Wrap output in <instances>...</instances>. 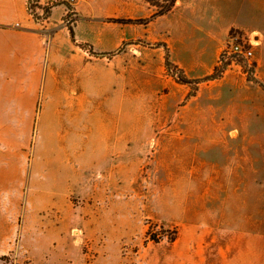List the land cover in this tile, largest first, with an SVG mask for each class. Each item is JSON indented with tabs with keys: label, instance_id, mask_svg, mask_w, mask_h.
<instances>
[{
	"label": "crops",
	"instance_id": "1",
	"mask_svg": "<svg viewBox=\"0 0 264 264\" xmlns=\"http://www.w3.org/2000/svg\"><path fill=\"white\" fill-rule=\"evenodd\" d=\"M29 1L0 0V245L20 235L29 211H62L67 198L101 194L111 198L93 201L112 212L113 197L124 194L142 200L143 208L133 203L125 211L132 227L136 220L142 226L134 235L140 264H264V144L230 140H243L246 125L235 119L243 117L242 99L225 93L264 90L229 68L185 102L190 87L167 75L164 47L90 56L73 43L65 6L37 22ZM108 1V14L82 11L74 1L76 38L97 52L139 39L163 43L189 78L201 79L239 30L255 41L256 76L264 83V0H177L148 26L106 22L150 17L156 8L145 0ZM140 6L146 15L136 13ZM84 21L93 37L82 35ZM144 194L157 206L145 217L177 230L175 241L158 243L155 252L152 243L144 248Z\"/></svg>",
	"mask_w": 264,
	"mask_h": 264
},
{
	"label": "rangeland",
	"instance_id": "2",
	"mask_svg": "<svg viewBox=\"0 0 264 264\" xmlns=\"http://www.w3.org/2000/svg\"><path fill=\"white\" fill-rule=\"evenodd\" d=\"M56 1L59 0H47L48 3L45 6ZM77 6L82 11L93 6L100 9L102 14L111 13V4L108 0H77ZM34 9L37 14H44L42 9ZM136 13L146 15L148 10L140 6ZM60 14V11L55 13L53 22H59ZM163 23L164 21H160L152 26L150 37L157 35V29ZM104 24L100 25V28L112 34L114 31L112 27L107 23ZM80 29L84 37H93L86 21L82 23ZM240 61L231 64L228 69L236 68L244 73ZM256 88L225 90V93L242 99L239 109L243 117L236 115L235 119L240 124L244 122L246 128L243 140L230 139L234 144H264V113L258 108L264 105V95ZM194 140L186 139L187 142ZM85 197L92 199L87 201L84 200ZM110 198V195L106 198V195L101 194H84L81 198H67L66 202H62V211L49 210L39 216L29 211L25 215L28 221L27 226L22 223L20 235L15 240L5 241L0 245V264H140V260L136 257L139 245L136 242L137 236L134 235H140L142 226L136 220L132 227L128 219L130 215L125 212L134 203L133 199L124 194L116 195L113 197L115 205L112 212L104 209L102 202L95 203L98 200ZM83 201L84 206L79 205ZM135 205L139 209L143 208L142 200L138 199ZM156 213L155 198H149L144 194V248L152 243L153 252L158 243L146 242L149 240L147 231H150L152 236L156 235L160 242L171 241L174 236L173 229H166L153 219L145 217L156 215ZM39 220H45L46 223L40 225Z\"/></svg>",
	"mask_w": 264,
	"mask_h": 264
},
{
	"label": "trees",
	"instance_id": "3",
	"mask_svg": "<svg viewBox=\"0 0 264 264\" xmlns=\"http://www.w3.org/2000/svg\"><path fill=\"white\" fill-rule=\"evenodd\" d=\"M41 1L42 0H30L29 1L28 9L31 15L34 17V19L37 22L47 21L52 16L53 10L55 8L59 6H65L67 9V14L64 16L63 19L69 27L72 41L76 46L80 47L81 49L86 51L88 54H90V56H93L96 58L112 59L115 56L125 52L128 46L130 45H141V46L151 47V48L164 47L166 50L165 63H166L167 75L172 77L177 83L187 85L190 87V92L187 95L185 102L197 96L202 84L221 79L224 76L225 72L228 70V67L231 65L230 61H224V60L222 61V57H221L219 65L215 68L214 72L211 75L205 78H201V79H191L187 76V74L182 68H180L178 65H176L171 60V54H170L169 47L163 43L150 44L148 42H145L144 40L139 39V40L125 41L119 49L113 52H97L91 43L79 42L76 38L75 27L80 17L77 16L75 13L74 3L68 0H59V1L53 2L52 4H48L45 7H42ZM145 1L149 3L151 7L156 8V11L150 17L140 18V19L113 17V18L107 19L106 22L121 24V25L134 24V25L148 26L150 23H152L159 17H162L168 14L169 12H171L177 2V0H145ZM34 8H37L40 10L42 9L44 11V14H41V15L37 14ZM68 21L70 22L68 23ZM240 60H241L240 62L243 65L244 73L246 74V78L248 82L256 84L264 90V83L258 80V78L256 77L255 69L257 68V64L255 62L252 64H249L247 60L245 59H240ZM147 234L149 235V240H146V242L148 241H153L156 243L160 242L159 238H157L156 235H153V236L150 235V231H147ZM176 236H177V230H174V236L171 238V241H175Z\"/></svg>",
	"mask_w": 264,
	"mask_h": 264
},
{
	"label": "built area",
	"instance_id": "4",
	"mask_svg": "<svg viewBox=\"0 0 264 264\" xmlns=\"http://www.w3.org/2000/svg\"><path fill=\"white\" fill-rule=\"evenodd\" d=\"M73 2L75 0H68ZM71 21V20H70ZM68 21V23L70 22ZM254 39L239 30H233L230 40L222 53V61H230L231 64L245 59L249 64L254 63Z\"/></svg>",
	"mask_w": 264,
	"mask_h": 264
}]
</instances>
